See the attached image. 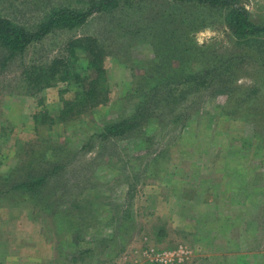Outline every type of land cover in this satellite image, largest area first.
<instances>
[{"label": "rangeland", "instance_id": "374dc122", "mask_svg": "<svg viewBox=\"0 0 264 264\" xmlns=\"http://www.w3.org/2000/svg\"><path fill=\"white\" fill-rule=\"evenodd\" d=\"M88 2L0 0V12L35 29L55 8L82 10ZM238 4L264 21V0ZM77 38L105 52L109 99L58 121L77 82L28 93L23 67L63 56L90 79L92 55L72 47ZM237 43L218 9L120 0L0 67V177L34 156L64 166L49 186L53 207L18 191L0 194V264H264V64L256 49L252 55ZM209 72L260 87L262 102L242 106L228 92L184 88ZM177 86L185 95L175 113L101 135L154 87ZM161 252L170 254L167 263L157 259Z\"/></svg>", "mask_w": 264, "mask_h": 264}, {"label": "trees", "instance_id": "16d2710c", "mask_svg": "<svg viewBox=\"0 0 264 264\" xmlns=\"http://www.w3.org/2000/svg\"><path fill=\"white\" fill-rule=\"evenodd\" d=\"M120 0H90L85 9L78 10L70 7L55 8L49 16L38 24L37 28L30 29L27 26L17 23L10 17L4 16L0 12V67L4 69L7 62L23 54L33 43L42 40L45 36L57 28H73L86 22L95 12L108 11L118 4ZM178 5L203 6L205 9H218L223 13L224 24L232 31L241 47L247 48L244 52L254 54L250 50L257 51L256 59L264 64V21H256L251 12L244 6L238 4V0H171ZM237 43V44H238ZM73 48H83L92 55L88 63L93 69V77L85 78L80 73L72 69L68 60L63 57L54 58L50 63L23 67V80L26 84V92L37 94L45 88L52 87L60 81L75 80L78 88L71 99H64V105L56 119L64 121L85 112L86 110L106 103L109 99V85L104 67L105 52L100 49L97 41L91 38H77L73 40ZM250 51V52H249ZM205 75L202 80L200 74L190 77L184 81V88L198 89L207 86L212 89L210 95L219 96L230 93L231 97H237L238 101H245L240 105L260 104V87H242L236 84L235 80H219L217 76ZM165 83L164 87L171 86ZM170 89V88H169ZM178 86L168 90V88H155L150 90L145 100L138 105L131 115L123 119L113 121L105 125L101 132L104 137L119 136L130 129L141 127L148 122L152 115H170L168 112L175 113V109L183 100ZM165 90L164 93H160ZM242 93H237V92ZM247 92V93H246ZM179 93V94H178ZM184 93V92H181ZM179 95V96H178ZM253 99L254 101H251ZM158 111V112H156ZM262 117L261 113L257 114ZM132 129V130H133ZM45 154H42V157ZM29 157L18 167L11 177H0V194L6 191H18L32 198L36 204L42 208L55 206L51 198L49 188L52 180L56 179L61 168V162L45 161L43 165L39 162L42 158ZM52 196L55 198L56 193Z\"/></svg>", "mask_w": 264, "mask_h": 264}, {"label": "built area", "instance_id": "2783aa9c", "mask_svg": "<svg viewBox=\"0 0 264 264\" xmlns=\"http://www.w3.org/2000/svg\"><path fill=\"white\" fill-rule=\"evenodd\" d=\"M172 255H174V253L171 252ZM170 254L167 252H161L158 254V260H161V262L167 263L168 262V256ZM160 257V258H159Z\"/></svg>", "mask_w": 264, "mask_h": 264}, {"label": "clouds", "instance_id": "9594fccd", "mask_svg": "<svg viewBox=\"0 0 264 264\" xmlns=\"http://www.w3.org/2000/svg\"><path fill=\"white\" fill-rule=\"evenodd\" d=\"M197 44H198V45L203 44V40H201V39L198 38V39H197Z\"/></svg>", "mask_w": 264, "mask_h": 264}]
</instances>
